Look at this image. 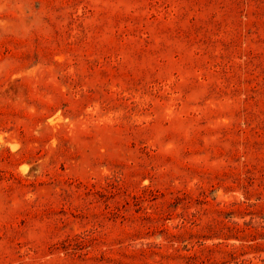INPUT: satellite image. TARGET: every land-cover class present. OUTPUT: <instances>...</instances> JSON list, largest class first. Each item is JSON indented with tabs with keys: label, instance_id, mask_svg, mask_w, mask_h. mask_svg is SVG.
Wrapping results in <instances>:
<instances>
[{
	"label": "rangeland",
	"instance_id": "rangeland-1",
	"mask_svg": "<svg viewBox=\"0 0 264 264\" xmlns=\"http://www.w3.org/2000/svg\"><path fill=\"white\" fill-rule=\"evenodd\" d=\"M0 264H264V0H0Z\"/></svg>",
	"mask_w": 264,
	"mask_h": 264
}]
</instances>
